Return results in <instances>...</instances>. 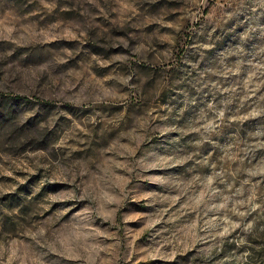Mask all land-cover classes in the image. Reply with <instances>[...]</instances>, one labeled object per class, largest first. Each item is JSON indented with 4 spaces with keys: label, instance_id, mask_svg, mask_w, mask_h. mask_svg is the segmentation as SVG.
Listing matches in <instances>:
<instances>
[{
    "label": "rangeland",
    "instance_id": "374dc122",
    "mask_svg": "<svg viewBox=\"0 0 264 264\" xmlns=\"http://www.w3.org/2000/svg\"><path fill=\"white\" fill-rule=\"evenodd\" d=\"M0 264H264V0H0Z\"/></svg>",
    "mask_w": 264,
    "mask_h": 264
}]
</instances>
